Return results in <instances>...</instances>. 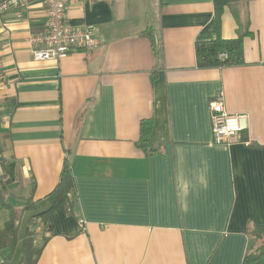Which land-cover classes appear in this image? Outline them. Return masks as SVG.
I'll return each mask as SVG.
<instances>
[{
    "label": "crops",
    "instance_id": "0c3cea01",
    "mask_svg": "<svg viewBox=\"0 0 264 264\" xmlns=\"http://www.w3.org/2000/svg\"><path fill=\"white\" fill-rule=\"evenodd\" d=\"M45 16L43 0L0 12V191L20 209L65 158L74 184L36 264H242L264 226V0L225 6L218 27L212 0H73L67 23L97 45L59 61L31 53ZM216 35L242 36V64L196 66L195 42ZM218 91L247 114L228 142L212 139Z\"/></svg>",
    "mask_w": 264,
    "mask_h": 264
},
{
    "label": "trees",
    "instance_id": "16d2710c",
    "mask_svg": "<svg viewBox=\"0 0 264 264\" xmlns=\"http://www.w3.org/2000/svg\"><path fill=\"white\" fill-rule=\"evenodd\" d=\"M237 1L239 0H212L217 27L223 8ZM194 52L196 66L199 68L242 64V36L226 39L216 35L210 40H199L194 44ZM219 53H225L226 57H218ZM150 129V120L140 122V136L136 144L145 153H153L157 149L149 139ZM73 191V178L66 158L53 189L38 199L30 196L20 209L13 207L0 191V203L9 210V217L0 228V250L9 248V252L0 264H36L47 240L46 232L51 213L59 205H63L69 213H72ZM37 228L40 230L41 237V242L38 244L35 243V237L32 235V229L34 231ZM250 234L257 245L245 254L242 264H264V226H254Z\"/></svg>",
    "mask_w": 264,
    "mask_h": 264
},
{
    "label": "built area",
    "instance_id": "2783aa9c",
    "mask_svg": "<svg viewBox=\"0 0 264 264\" xmlns=\"http://www.w3.org/2000/svg\"><path fill=\"white\" fill-rule=\"evenodd\" d=\"M73 0H43L45 4V23L42 31L30 36L31 53L36 60L59 61L76 45L96 47L97 39L92 38L87 30L75 29L66 21L67 4ZM28 0H0V12L9 8L26 5ZM218 57H226L219 53ZM211 121V133L214 142L237 139L239 133L247 128L246 113H230L225 106L223 91L213 95L208 103ZM84 225L82 219L79 220Z\"/></svg>",
    "mask_w": 264,
    "mask_h": 264
},
{
    "label": "rangeland",
    "instance_id": "374dc122",
    "mask_svg": "<svg viewBox=\"0 0 264 264\" xmlns=\"http://www.w3.org/2000/svg\"><path fill=\"white\" fill-rule=\"evenodd\" d=\"M71 26V25H70ZM72 27V26H71ZM73 28H75V27H73ZM75 29H80V28H75ZM84 30V29H83ZM90 34V33H89ZM91 36V35H90ZM92 37V36H91ZM93 38V37H92ZM77 46V45H76ZM82 46H84V45H82ZM74 47V46H73ZM85 47H87V46H85ZM89 48H92V47H89ZM71 196V195H70ZM32 232H33V237H35V240H36V238H38V236L40 235V230L37 228L36 230H34L33 231V229H32Z\"/></svg>",
    "mask_w": 264,
    "mask_h": 264
}]
</instances>
